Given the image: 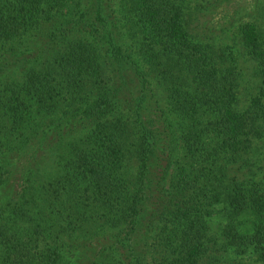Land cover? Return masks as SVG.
<instances>
[{
	"label": "trees",
	"instance_id": "1",
	"mask_svg": "<svg viewBox=\"0 0 264 264\" xmlns=\"http://www.w3.org/2000/svg\"><path fill=\"white\" fill-rule=\"evenodd\" d=\"M82 3L0 0V71L28 41L37 48L19 78L0 80V186L16 171L18 153L32 164L48 155L53 161L44 175L27 165L16 199L0 200V264H67L77 235H104L107 246L91 264H146L133 240L153 197L163 203L159 231L140 239L145 251L160 247L156 264H199L215 240L207 225L215 215L227 248L264 259V169L258 179L230 175L253 147L256 119L236 108L237 77L192 31L186 0H114L105 16L98 0L105 51L85 35L94 29ZM238 31L256 63L260 101L264 42L252 22ZM125 69L139 80L138 107L156 102L151 117L147 105L125 113ZM152 85L165 92V108ZM158 123L161 131L152 127ZM158 134L168 136L161 149ZM178 138L183 157L166 189Z\"/></svg>",
	"mask_w": 264,
	"mask_h": 264
},
{
	"label": "rangeland",
	"instance_id": "2",
	"mask_svg": "<svg viewBox=\"0 0 264 264\" xmlns=\"http://www.w3.org/2000/svg\"><path fill=\"white\" fill-rule=\"evenodd\" d=\"M113 1L103 0L102 6L104 9L102 15L105 16L111 13V8L116 5V3L113 4ZM97 2L98 0H83L82 8L88 11V15L86 16L88 20L86 22L91 25L89 26L91 29H94L92 32L86 31L85 35H87L90 42L95 43V41H99V45H102L103 51H105L110 41L108 40V35L102 22L96 19L94 7ZM186 3H188V11L192 15V31L196 33L201 41L208 43L214 49L215 54L218 53L222 56L220 61L222 65L224 67H230L237 77L236 108L240 112H244L247 109L252 110V115L256 119L255 123L259 133L252 138L253 147L247 153H241L237 162L232 164L230 175H234L238 179L249 178L251 176L258 179L264 169V99L256 101L260 87V79L257 73L256 63L247 54L240 39L238 28L244 22L254 23L264 42V0H186ZM92 6L93 8L91 9ZM107 27L110 28V26ZM35 39L43 41V45L47 42L44 40L47 37L39 36L38 38L35 37ZM32 44L34 42L31 41L29 44L28 41V46L22 45L20 49L16 50L14 56L6 60V65H3L0 71V80L10 81L11 79L19 78L22 72H24V69L32 65L33 59L36 58L35 55L37 54L35 50L37 48ZM38 47L40 49L42 48V46ZM138 83L139 80L135 75L133 76V72L125 69L121 83L122 93L120 97L121 102L124 103V111L131 116L135 114L136 110L141 111L145 109V105H147L150 111L148 117L149 115L151 117L155 113L156 102L153 99H147L145 102H141V107H138L140 103L138 98ZM150 87L156 93L155 99L159 110L160 108H165V92L158 86L152 85ZM145 119L149 120L150 118ZM152 127L159 129V131L162 130L160 123L157 125L153 124ZM157 136L159 138L158 149H161L166 144L168 136L166 134H158ZM171 148L173 153L171 157L172 161L165 178L166 183L164 187L166 189L168 179L175 172V160H180L183 157L181 139L178 138L177 141L172 142ZM27 159L28 157H25V161L20 153L12 159V170L16 169V171L5 185L0 186L1 201H5L6 197H15L14 199H16L17 196L15 195L20 186L21 173L27 165L34 168L37 167L36 170L41 175L53 171L51 169L53 163L51 155L36 160L35 164H32L31 159L30 161ZM166 189H163L160 193L161 196L164 195V198L166 197ZM162 205L161 198L158 200L155 197L150 199V203L143 214V226L136 232V240H133V246L137 250L136 252H140L141 260L146 264H156L158 261L157 257L160 259V247L157 245H147L148 248L145 251L140 238H144L147 234L154 235L159 231L157 226L161 222L158 214ZM220 222L221 219L216 215L207 219L208 233L215 237V240L210 242L212 246L199 264H264V259L258 258L253 253L238 254L234 251V248H227L224 245L225 241L223 237L219 235ZM146 228H150L151 231L145 232ZM106 235H109V233L106 232ZM103 236L97 235V237L92 238L79 235L75 236V241L73 242L75 249L71 248L67 264H91L94 258L98 259L100 256L99 248L103 245L107 246L102 238ZM119 246L124 248L121 245ZM110 252L111 249H107L104 253ZM121 258L117 253V259L120 261ZM122 264L127 263L123 261Z\"/></svg>",
	"mask_w": 264,
	"mask_h": 264
}]
</instances>
